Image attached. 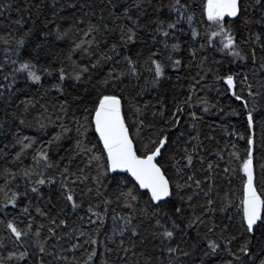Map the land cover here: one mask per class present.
Here are the masks:
<instances>
[{
  "label": "snow or ice",
  "instance_id": "obj_1",
  "mask_svg": "<svg viewBox=\"0 0 264 264\" xmlns=\"http://www.w3.org/2000/svg\"><path fill=\"white\" fill-rule=\"evenodd\" d=\"M109 4L112 27L79 19L63 30L56 25L55 33L42 32V42H36L40 36L17 20L19 38L0 35L5 52L0 76L6 82L0 83V99L18 80L43 86L47 77L52 80L40 99L53 93L57 98L52 104L20 100L11 150L8 144L0 147V264H28L30 258L33 264H97L101 256L99 264H110L111 255L116 257L111 264H128L129 253L137 255L136 241L146 245L149 237L161 255L168 254L166 264H264V42L260 34L242 37L240 29L253 22L250 8L261 11L258 22L264 23V0ZM51 35L63 41L74 37L67 55L45 52ZM138 38L141 48L132 52L129 46ZM76 54L79 60L73 59ZM169 70L186 72L183 99L173 97L171 109L163 99L159 107L138 99L171 79ZM222 97L240 102V111L228 115H243L247 135H226L244 141L243 155L235 142L210 153L200 140L204 114L225 112ZM21 127L37 135H23ZM40 134L50 138L41 143ZM237 172L243 174L238 196ZM9 206L17 210L11 219ZM72 214L79 227L69 226ZM193 229L197 236L189 242ZM64 237L76 241L71 250H81L82 259L73 256L69 262L61 254L68 251L59 243ZM53 238L57 243L51 248L59 252L49 250Z\"/></svg>",
  "mask_w": 264,
  "mask_h": 264
},
{
  "label": "trees",
  "instance_id": "obj_2",
  "mask_svg": "<svg viewBox=\"0 0 264 264\" xmlns=\"http://www.w3.org/2000/svg\"><path fill=\"white\" fill-rule=\"evenodd\" d=\"M117 3H122L123 0H116ZM75 4L77 5L76 8H70L68 5ZM110 4L109 0H0V35L6 36L8 32H12L19 38L20 35H22V31H18V25H16L15 21L22 20V22H26L24 27L25 30L27 28H32L38 36L42 32L48 31L55 33L56 31V25L61 26V30L67 28L70 23H72L74 20L83 19L87 21L90 19L93 23L103 24L108 23L109 27H112V17L109 15L110 12ZM55 13V15H53ZM250 13V19L253 21L251 24H249L247 27L240 26L241 29V36L242 37H248L250 34H260L261 36V42H264V23H259L258 21L261 20L262 13L259 10L252 11V9H249ZM61 17H64V19H61ZM231 19V18H227ZM185 31H187V25H184ZM118 37V32L113 33L108 40L109 46L112 42L115 41V39ZM74 37H70L68 41L63 40H57L55 38V35H51L47 37V44L45 47V52L52 54V56H59L61 52H63L64 55H67V49L70 46V41ZM144 39H147L150 41V37L145 36ZM43 37L40 36V38L36 42H42ZM254 40V37H253ZM132 52L139 51L141 48L140 39L138 38L135 45L129 46ZM146 52V49H145ZM124 54H128L126 51ZM211 56L212 54L209 53ZM257 55L258 57L261 55L259 52V48L257 46ZM4 45L0 43V63L4 62ZM218 57V54H217ZM14 58V57H13ZM73 59H80L79 54L74 55ZM42 63H47V58L42 60ZM239 63V62H237ZM107 67V66H106ZM235 67V65H233ZM171 76V79H165L161 82V85L153 89L151 91L145 92V94L138 99L141 101H151L152 105H155L156 107H159L157 104V101L159 99H163L165 105L171 109L174 101L173 97H178L179 99L184 98V94L187 92L189 87V81L185 78L186 72L184 70H181L179 73L172 72L169 70L168 73ZM192 74H195V69L192 70ZM177 76L180 77V79H177ZM51 77H47L42 79V85H34L31 82H25L24 80H18L17 84L14 86L13 92H5V98L0 99V125H3L2 128H0V147H2L4 144L9 145V150H11V144L10 141L12 139V132L17 131L18 127V121L13 119V113L19 114L22 111V106L17 107L20 100L24 99H31L36 98L40 100L41 104L48 103H56L57 98L55 97V94H49L48 96H45L43 99H40V95L43 93L44 88L49 86V81H51ZM0 83H6L3 81L2 76H0ZM137 82L135 80L131 81V84L129 85L131 88L132 84H136ZM140 86H143V80L139 82ZM82 88V86H81ZM79 90V89H78ZM8 97H11V101L9 102ZM216 101H213L215 103ZM220 105L225 108L224 113H219L218 110H213L210 113L204 114L203 121L201 122V125L199 127L200 132V140L203 141L204 147L208 148L210 150V153L213 149H216L217 146L223 148L225 144L229 141L235 142L239 145V148L241 150V155H243V150L246 148V144L243 140H239L236 136L229 137L226 135L227 132H240L247 135V132L245 130L243 120V115L241 116H230L228 115V112L231 109H236L237 111H240L238 101H232L228 98H220ZM264 102V101H262ZM231 105V107H229ZM39 107V105L37 106ZM49 111H52L50 108ZM151 109L149 110L150 114ZM187 125L184 126L182 130L186 131ZM58 130V129H57ZM20 131L23 135H37L35 129L33 128H20ZM51 131V129L49 130ZM186 131V135H187ZM192 135H195V132L191 133ZM7 136V138H5ZM214 137V140H208L206 137ZM260 131L259 128H257V139H259ZM50 137L40 134L39 140L41 143H45ZM201 154H204L203 152ZM260 152L258 151L256 153V161H254L256 165V171L259 172V161ZM214 153L210 154L208 156L209 160L214 159ZM30 159L25 161V164H30ZM4 161L0 160V166H3ZM200 165L197 163L196 168L199 169ZM233 168L238 169L239 168V162L234 163L232 165ZM242 173L237 172V179L234 184V190L236 191V195H239L238 189H239V176H242ZM43 191L45 193V196H47V187L43 188ZM199 203H202V198L198 201ZM37 203L43 204L44 201H37ZM17 210H14L9 206L8 212H9V219L12 218L13 215L16 214ZM83 213H81L82 215ZM45 223L47 224L46 220H43V218H38L37 223ZM73 222H75V226H80V221L78 220L76 214H72L69 220V226H73ZM107 226H111V220L109 219L107 221ZM84 227L91 228L90 225L87 223L84 224ZM143 232V229H141ZM203 231V229L201 230ZM46 232V229H45ZM58 232L62 235V231L58 229ZM0 234H3V229L0 227ZM147 235V233H144ZM197 236L196 230H190L188 237L186 239L191 242L193 241ZM126 242H127V234H126ZM76 241L69 238L64 237L63 240L59 241L62 246L67 249L68 251H65L61 253L62 255H67L69 262L72 261L73 256L76 257V259H82L83 253L81 250L77 249L75 251L71 250V244L75 243ZM7 243V241H6ZM57 243L55 239L53 238L52 241L49 242V250L59 252V248L52 249L51 244ZM138 248L136 249L137 255L136 257H132L131 253H129L128 257V264H147L148 257L152 258L151 264H166L168 259V254L165 252L163 255H161L160 249L157 247V242L152 240L151 237L148 238V242L146 245H140L139 240L136 241ZM182 247L187 250V246L182 244ZM9 247H11V244L9 243ZM101 253H103V247L100 249ZM121 255H123L121 253ZM104 257L101 256L97 260V264H99V260L103 259ZM46 262L50 260V257H45ZM110 264L112 260H115V255L110 256ZM181 261L184 260L183 257L180 258ZM23 264V262H21ZM28 264H33L32 259L30 258L28 260ZM58 264H63V262H58ZM120 264H123V261H120Z\"/></svg>",
  "mask_w": 264,
  "mask_h": 264
}]
</instances>
